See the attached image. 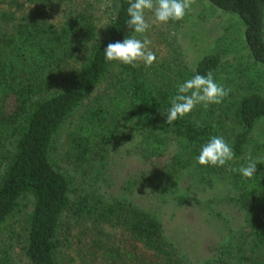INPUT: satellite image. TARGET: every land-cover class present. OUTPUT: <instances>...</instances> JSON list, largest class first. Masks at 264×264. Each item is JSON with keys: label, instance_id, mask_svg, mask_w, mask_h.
Wrapping results in <instances>:
<instances>
[{"label": "trees", "instance_id": "16d2710c", "mask_svg": "<svg viewBox=\"0 0 264 264\" xmlns=\"http://www.w3.org/2000/svg\"><path fill=\"white\" fill-rule=\"evenodd\" d=\"M208 1L240 19L251 58L264 66V0ZM47 2L23 0L15 11H0V227L17 210L20 198L30 194L33 205L23 246L27 264H59L61 226L69 211L90 232L108 224L122 228L131 248H111L105 241L98 248L106 264H156L155 259L158 264H189L175 254L161 223L150 213L122 201L107 203L95 195L72 201L68 178L50 162V146L60 126L116 63L106 61L104 49L109 43L122 42L132 30L126 23L129 0H116L115 13L100 37L93 19H86L82 12L70 11L60 23L48 21L44 15ZM40 6L43 10L36 11ZM4 20H11V30L6 31L9 25H1ZM220 62L217 53L203 55L193 76L213 74ZM122 68L133 67L124 64ZM125 89V116L145 128L142 139L147 153L161 156L172 136L188 146L198 168L211 174L229 172L236 190L232 200L245 213V230L233 246L234 260L237 264H264V172L258 164L250 179L238 171L250 158L255 161L246 156L245 148L256 124L264 122V95L254 91L234 101L237 131L229 145L234 157L224 166H203L196 157L213 136L220 137L218 124L194 110L167 124L170 98L177 87L152 86L136 70ZM82 120L77 130L67 134L74 161L103 160L116 140L120 117L97 103ZM11 139L14 150L7 153L6 142ZM5 259L1 257L0 264H6Z\"/></svg>", "mask_w": 264, "mask_h": 264}, {"label": "rangeland", "instance_id": "374dc122", "mask_svg": "<svg viewBox=\"0 0 264 264\" xmlns=\"http://www.w3.org/2000/svg\"><path fill=\"white\" fill-rule=\"evenodd\" d=\"M21 1L0 0V11H15V5ZM48 1L44 13L48 21L60 23L70 11L82 12L86 19H93L99 37L112 19L116 5V0ZM42 10L40 6L36 11ZM145 17L151 22L152 13L146 12ZM1 25H9L6 31L11 30V20H4ZM243 29L235 14L215 8L208 0H195L182 20L152 24L145 34H135L138 39L147 36L151 41L149 48L156 56L154 63L145 67L140 62L138 67L123 71L124 64L116 61L53 137L49 160L68 178L71 200L95 195L107 203L131 204L161 223L164 236L183 262L237 264L233 246L239 233L245 230V213L232 200L236 190L229 172L211 174L198 168L189 155L188 146L172 136L168 137L161 156L147 153L142 139L145 128L127 118L124 110L128 97L125 85L133 70L152 86L177 87L193 77L199 58L217 53L221 62L213 78L231 91L222 103L210 104L207 108L197 105L193 110L218 124L220 137L230 145L237 131L233 122L234 101L254 91L264 95V66L251 58ZM133 34L131 32L130 36ZM97 103L120 117L118 134L103 160L78 164L67 134L78 129L86 111ZM14 146V139L8 140L7 153L12 152ZM245 154L258 161L264 172V122H258L251 132ZM32 205V196L23 195L17 210L0 227V258L4 260L6 256V264H27L23 246ZM96 229L90 232L87 226L78 224L69 211L61 226L59 264H106L98 248L105 241L111 248H131L121 227L108 224ZM153 263L158 264V261L155 259Z\"/></svg>", "mask_w": 264, "mask_h": 264}, {"label": "clouds", "instance_id": "9594fccd", "mask_svg": "<svg viewBox=\"0 0 264 264\" xmlns=\"http://www.w3.org/2000/svg\"><path fill=\"white\" fill-rule=\"evenodd\" d=\"M194 3L195 0H129V19L126 23L134 34L122 42L109 43L104 49L106 61H118L132 67H138L142 62L145 67H150L156 60L154 52L149 48L151 41L147 36L143 40L138 39L135 34H145L152 24L182 20ZM146 12L152 13L151 22L145 17ZM230 91L231 89L215 82L211 71L206 75L196 74L177 85L176 95L170 98L171 106L166 114V123L172 124L178 118H183L197 105L207 108L210 104H220ZM233 157V150L224 138L213 136L202 146L196 160L203 166H224ZM257 163L259 162L250 158L249 163L238 171L243 177L250 179L257 172Z\"/></svg>", "mask_w": 264, "mask_h": 264}]
</instances>
